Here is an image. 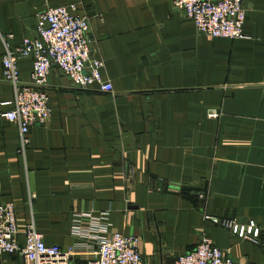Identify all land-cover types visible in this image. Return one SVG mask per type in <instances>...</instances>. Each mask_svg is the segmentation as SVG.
Returning a JSON list of instances; mask_svg holds the SVG:
<instances>
[{
  "label": "crops",
  "instance_id": "1",
  "mask_svg": "<svg viewBox=\"0 0 264 264\" xmlns=\"http://www.w3.org/2000/svg\"><path fill=\"white\" fill-rule=\"evenodd\" d=\"M69 4L90 17L113 91L78 88L52 66L51 116L30 127L23 154L17 125L0 116V202H13L19 231L32 222L45 244L73 248L70 264H86L94 244L72 235L73 219L107 211L109 229L140 238L139 264H172L201 236L236 264H264V0H244L238 39L197 33L170 0H0V113L13 98L2 36L15 47L34 36L37 11ZM31 63L17 61L22 81ZM205 213L253 220L259 242Z\"/></svg>",
  "mask_w": 264,
  "mask_h": 264
},
{
  "label": "built area",
  "instance_id": "2",
  "mask_svg": "<svg viewBox=\"0 0 264 264\" xmlns=\"http://www.w3.org/2000/svg\"><path fill=\"white\" fill-rule=\"evenodd\" d=\"M173 8L191 20L197 33L207 38L238 39L245 36L244 0H170ZM75 5L48 7L35 13V34L24 37L12 47L2 36L3 80L13 88V98L5 104L11 107L0 113L7 121L17 125L19 142L17 152L23 154L29 145L28 132L33 125H44L51 116V106L46 93L47 77L52 66L58 67L73 85L86 89L97 85L102 92H112V85L105 80L101 70L104 61L93 53L94 39L88 36L90 17L74 13ZM32 60L29 79L19 77L17 61ZM209 117L218 114L210 112ZM156 190L165 189L156 181ZM200 197H202L200 195ZM107 211L76 214L71 225L72 235L91 240L86 264H139L140 238L109 229ZM205 219L229 228L240 239L258 243L260 228L253 220L241 225L233 220L205 213ZM72 247L63 250L56 244L47 245L42 234L30 222L19 231L13 202H0V262L5 256H16L22 264H70ZM172 264H236L225 249L215 246L211 239L201 236L195 247L178 255Z\"/></svg>",
  "mask_w": 264,
  "mask_h": 264
},
{
  "label": "trees",
  "instance_id": "3",
  "mask_svg": "<svg viewBox=\"0 0 264 264\" xmlns=\"http://www.w3.org/2000/svg\"><path fill=\"white\" fill-rule=\"evenodd\" d=\"M197 189L193 187H183L181 189V193L188 196L189 198L193 199L194 201L196 200L195 195H196Z\"/></svg>",
  "mask_w": 264,
  "mask_h": 264
}]
</instances>
